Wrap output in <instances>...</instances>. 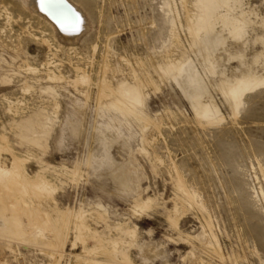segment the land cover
I'll list each match as a JSON object with an SVG mask.
<instances>
[{
	"label": "rangeland",
	"instance_id": "obj_1",
	"mask_svg": "<svg viewBox=\"0 0 264 264\" xmlns=\"http://www.w3.org/2000/svg\"><path fill=\"white\" fill-rule=\"evenodd\" d=\"M29 1L0 0V157L20 158L25 178L42 172L57 186L49 197L13 190L17 217L60 229L40 243L1 242L0 263L125 264L115 240L129 264H264V0L228 1L230 17L244 11L252 22L216 52L213 73L201 58L215 33L204 17L227 12L222 0H73L89 26L71 44ZM189 59L209 85L203 101L219 112L197 114L178 85ZM78 69L88 85L75 80ZM246 76L236 100L221 90ZM135 94L137 115L102 114ZM113 115L120 130L106 125ZM80 212L85 241L76 238Z\"/></svg>",
	"mask_w": 264,
	"mask_h": 264
},
{
	"label": "bare ground",
	"instance_id": "obj_2",
	"mask_svg": "<svg viewBox=\"0 0 264 264\" xmlns=\"http://www.w3.org/2000/svg\"><path fill=\"white\" fill-rule=\"evenodd\" d=\"M222 1L224 2V6H228L227 12H216L214 15L207 12L206 17H204L206 22V28L204 29H207L206 31H208V33L215 32L214 34L206 36V39H204V42L201 44L203 50L201 58L209 65L207 71L211 73L214 72V59L216 56V52L220 49V47L224 46L225 43H227L230 39H238L241 37V32L244 26H242L240 23L252 22L251 19L246 17L247 13L244 11L241 12L240 16L230 17V14L228 12L230 10V7L227 4L229 0ZM28 5L33 8V12H36L39 16H41L47 22V24L50 25L57 32V34L60 35L59 37H61L63 41L69 44L78 41L80 36L84 34L89 26V21L85 12L78 4L73 2V0H30L28 2ZM193 18V14L188 11V15L186 18L189 28L188 32H190V35L193 37V45L197 46L201 43V39L199 37V32H197L198 28L194 27ZM73 25H75V27H73ZM218 27H220L221 29L218 30ZM226 28H228V34L224 31L226 30ZM174 37L177 39L179 36H176L175 33ZM48 43L49 42H47V44ZM95 48L97 47L95 46L94 49ZM53 61L49 60L48 62H46V64L42 63L43 66H47V74L50 81L59 78V75H57L54 72V69L52 70L50 67H56V65L53 64L55 63ZM38 70V67L32 66H28V68H26L27 73H35ZM198 70L199 69L197 67L196 61L193 59H189V62L183 64L177 70L178 74L176 76V80L178 82V85H180L185 94L192 99L194 107L193 110H195L197 114L203 115L213 111L219 112V109H217V106L213 103V101L209 103L203 101L202 98H204V95H210V88L208 84H205V78ZM76 76L77 79L75 80L81 84H84L85 86L88 85L91 81L90 75H88L85 70L78 69ZM249 81H251V78L248 76H246L243 81L226 80L225 82H223L221 90L224 93H228L229 96L236 100L238 98L237 95H239L242 90L250 86ZM27 90H29V86H27L26 90L24 91ZM104 94L105 92L102 93V95ZM141 96L142 94H135V99H133L132 101L126 100V96H123V98H121L116 104H111L105 107L102 106V114L119 111L120 115L124 117L125 121L127 116L138 114L136 105L142 104L143 100L141 99ZM124 121L122 118H120L119 115H113L111 117V121L107 122L106 125L108 127H115L117 130H120V125H122V122ZM97 129L100 131L102 130V127L97 126ZM101 132H103V134L105 133L106 137L113 136L112 132V134L109 131L105 130ZM6 149V147L0 145V156H2V151ZM56 189L57 186L52 183V181H50L42 172H38L33 176H28L25 178L23 160H21L20 158L15 157L11 162V165H5L3 164L0 157V243L7 241V244H11L10 242H13V237L24 241L40 243V239H42L46 234L49 237H53V239H56L57 236L54 234L60 229L59 225H51V221H49V218H47V220H44V222H42L41 224H37L36 221L29 216H25L24 221H21L16 215V213L19 212V207L13 201L12 196L13 190H16L24 195L27 194L30 190H35L37 193H39V195L49 197L56 191ZM100 206L103 207L102 205ZM83 217V213H78V217L76 219L78 221L75 224L76 231H78L76 238L81 241L86 240L82 232L86 227L82 220ZM70 218L71 217L67 213L62 218L66 226V232H64L65 238L67 236ZM39 227H42L40 233H35L34 231ZM113 243V254H115L116 258L122 255V263L125 262V264H129L126 254L120 253L116 250L118 242L114 240ZM56 246L57 243L53 245V247ZM87 249L88 248H86V251L89 253V250ZM93 250H97V248H94ZM97 262V260H90L88 263L95 264ZM4 264L6 263L4 262Z\"/></svg>",
	"mask_w": 264,
	"mask_h": 264
},
{
	"label": "snow or ice",
	"instance_id": "obj_3",
	"mask_svg": "<svg viewBox=\"0 0 264 264\" xmlns=\"http://www.w3.org/2000/svg\"><path fill=\"white\" fill-rule=\"evenodd\" d=\"M73 27H75V25H73Z\"/></svg>",
	"mask_w": 264,
	"mask_h": 264
}]
</instances>
